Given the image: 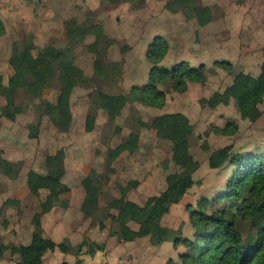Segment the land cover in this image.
Here are the masks:
<instances>
[{
    "label": "rangeland",
    "instance_id": "obj_1",
    "mask_svg": "<svg viewBox=\"0 0 264 264\" xmlns=\"http://www.w3.org/2000/svg\"><path fill=\"white\" fill-rule=\"evenodd\" d=\"M173 1L132 0L107 5L102 0H24L14 11L4 10L5 15L2 14L5 32L0 29V80L3 82L0 161L7 163L2 164L5 173L0 167V193L10 196L5 204L17 206L19 201L14 194L19 193L27 207L33 206L40 212L41 204L50 193V185L46 182L40 193L33 195L28 174L36 172L47 176L48 158L63 150L66 173L61 182L69 192L46 218L48 234L52 236L50 226L57 219H67L75 226L81 222L83 230L79 228L73 234L76 241L84 238L105 248L108 244L111 248L118 247V258L123 264H169V261L182 264L181 256L187 253V248L176 241L194 239L196 232L189 206L221 191L233 169L230 165L210 168L211 156L227 147H232L233 159L249 153H264V101L259 105L262 115L255 122L240 115L238 96L233 97L230 104L215 108L201 103L215 93L224 92L239 73L260 74L264 63V0H198L213 13L212 21L204 27L181 11L171 12L168 5ZM75 23L94 25L84 44L75 45L77 64L92 84L75 89L71 98L70 128L63 130L53 122L58 84L45 89L41 99L22 97L21 114L4 113L8 81L13 72L9 64L13 44L28 45L37 66L43 67L42 50L48 46L68 45L71 37L67 29ZM158 37H163L170 46L159 66L173 68L181 62L193 68L205 65L207 77L204 84L189 83L186 92L176 91L172 85L162 87L166 100L161 108L140 103L132 91L133 87L149 82L153 66L147 54ZM93 43L101 47L110 43L101 74L96 73L93 56L87 50ZM217 62H228L233 71H227ZM101 91L108 95H125L127 103L114 123H110L106 109L99 108L95 129L88 132L87 117L95 112L93 100ZM170 113L186 115L193 125L190 150L196 165L191 169H181L171 162L172 143L161 139L151 126L155 117ZM230 124L238 127L233 134L229 132L234 131V127L227 130ZM133 132L139 133L140 143L138 149L130 152L125 143ZM92 170L103 177L102 196L99 210L88 216L82 210V195H86L82 179ZM187 175L195 180L194 187L181 203L158 219L163 237L161 247L154 246L149 236L133 242L122 241L116 223L118 211L109 207L111 199L128 198L145 206L150 198L159 196ZM237 223L245 237L254 234L251 223L242 220L239 214ZM131 226L134 230L139 228L136 224ZM41 231L43 235L42 221ZM62 243L73 250L72 253L60 250L62 262L81 264L78 258L82 255L77 256L75 251L82 243L64 240L59 244ZM6 253L14 256L10 250ZM98 259L99 256L94 260Z\"/></svg>",
    "mask_w": 264,
    "mask_h": 264
},
{
    "label": "trees",
    "instance_id": "obj_2",
    "mask_svg": "<svg viewBox=\"0 0 264 264\" xmlns=\"http://www.w3.org/2000/svg\"><path fill=\"white\" fill-rule=\"evenodd\" d=\"M128 2L132 0H102V3L107 5ZM168 9L171 12L181 11L189 18L197 20L202 27L208 25L213 18L212 10L200 5L198 0H174L168 5ZM4 28L0 21L2 32H5ZM93 28L94 25L88 23L69 25L67 29L71 37L69 44L64 47L44 48L41 52V57L45 61L43 67L37 66L28 45L14 43L9 59L13 72L8 81L4 113L12 116L21 114L24 110V104L20 101L22 97L41 99L45 89L58 84L59 94L52 118L57 127L68 130L72 122L71 98L75 89L92 84L84 70L77 64L75 45L84 44ZM109 46L110 43L106 47H101L97 43L87 46L98 74L103 72ZM169 49V43L163 37L155 39L147 54V59L153 66L149 82L141 87L132 88L139 102L146 106L159 108L164 106L166 100V92L162 89L164 86L172 85L174 90L186 92L189 83L204 84L207 81L205 65L193 68L187 62H181L173 68L159 66ZM216 64L227 71H233L228 62ZM2 92L3 82L0 80V94ZM235 96L239 97L237 105L243 119L255 122L261 117L259 105L264 101V63L258 76L239 73L224 92L215 93L211 98L203 99L201 103L215 108L230 104ZM93 103L96 104V109L87 117L88 132L95 129L99 108L106 109L110 123H114L126 106L127 98L122 94L108 95L101 91L97 93ZM151 126L161 139L172 143L171 162L184 170L196 165L190 150L194 128L186 115L181 113L159 115L154 118ZM230 127H234V131L229 132L231 134L238 129L236 125L230 124L227 130ZM139 143V133L133 132L126 141L125 148L134 152L139 148ZM47 161L49 167L47 176L36 172L28 174L29 188L33 195H38L46 182L50 185V193L41 204V211L33 217L36 232L32 243L23 247L15 245L0 247V256L10 250L12 255L19 256L18 264H44L47 252L73 251L72 248L65 246V243L57 244L42 235V217L50 213L56 205L62 204V196L69 192V188L61 182L66 173L64 151L57 152ZM6 163L0 161V167L2 168V164L6 166ZM209 165L212 169L227 165L233 169L221 191L215 193L213 197L202 198L195 206H189L196 232L194 239L176 241V244L181 242L187 248V253L181 256L182 264H264V153H249L233 159L232 147H227L215 152L209 160ZM2 169L4 172L5 168ZM102 178V175L92 171L82 179L86 192L82 210L88 216H93L100 208ZM194 185L195 180L191 175L184 176L168 186L159 196L150 198L145 206L122 198H112L109 207L118 211L116 223L120 228L121 240L133 242L149 236L154 246H160L163 237L158 219L167 215L174 205L181 203ZM232 208H236V213ZM238 214L242 220L251 223V230H254L252 236L245 237L238 228ZM131 224L138 225V230H134ZM104 248V245L84 241L78 246L75 254L95 255L99 251H104ZM169 264L177 263L169 261Z\"/></svg>",
    "mask_w": 264,
    "mask_h": 264
},
{
    "label": "crops",
    "instance_id": "obj_3",
    "mask_svg": "<svg viewBox=\"0 0 264 264\" xmlns=\"http://www.w3.org/2000/svg\"><path fill=\"white\" fill-rule=\"evenodd\" d=\"M21 2L24 3V0H0V21L4 23L2 16V14L5 15L4 10L14 11L17 7V4ZM92 171H90L87 175H90ZM14 195L19 201V204H17L15 207L6 205L5 203L8 199H10V196L0 193V246L7 245L8 243H12L17 247L28 246L32 243L33 235L36 232V227L33 223V217L37 211L35 208H33V206L30 208L27 207L28 204H24L23 200L25 198L22 195L19 193ZM25 196L28 197L30 194H25ZM84 196L85 195L83 194L82 200H84ZM51 213L46 214L42 219V230L43 236L45 238H48L57 244L64 240H69V242L72 244L82 243L84 241V238H82L80 241H76V239L73 237L74 232L78 231L79 228L80 230H83L82 223L80 222V224L75 226L72 225V223H70L67 219H57L51 223L50 228L52 229V236L48 234V224L46 223L48 220L46 221V218ZM117 248L118 247L111 248L108 244L104 251H99L95 255L83 253L78 259L80 260L81 264H98L102 262H105L106 264H123L119 261L120 258H118ZM7 253L5 252L2 256H0V264H18L19 256H10ZM87 256L92 260L86 259L85 257ZM98 256L99 259L94 260ZM60 258L62 260L59 264H63V256L60 250L47 252L44 256V264H54L59 261ZM139 264L147 263L141 262Z\"/></svg>",
    "mask_w": 264,
    "mask_h": 264
},
{
    "label": "built area",
    "instance_id": "obj_4",
    "mask_svg": "<svg viewBox=\"0 0 264 264\" xmlns=\"http://www.w3.org/2000/svg\"><path fill=\"white\" fill-rule=\"evenodd\" d=\"M98 264H106L105 262H102V263H98Z\"/></svg>",
    "mask_w": 264,
    "mask_h": 264
}]
</instances>
